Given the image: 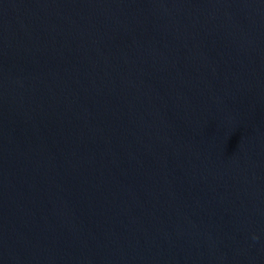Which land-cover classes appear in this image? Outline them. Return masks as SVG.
Listing matches in <instances>:
<instances>
[{"label": "water", "instance_id": "95a60500", "mask_svg": "<svg viewBox=\"0 0 264 264\" xmlns=\"http://www.w3.org/2000/svg\"><path fill=\"white\" fill-rule=\"evenodd\" d=\"M0 264H264V0H0Z\"/></svg>", "mask_w": 264, "mask_h": 264}]
</instances>
